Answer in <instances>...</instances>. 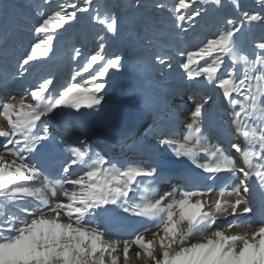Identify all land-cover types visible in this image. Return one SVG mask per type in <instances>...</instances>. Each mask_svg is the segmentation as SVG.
Wrapping results in <instances>:
<instances>
[{
    "label": "snow or ice",
    "instance_id": "6c2138e0",
    "mask_svg": "<svg viewBox=\"0 0 264 264\" xmlns=\"http://www.w3.org/2000/svg\"><path fill=\"white\" fill-rule=\"evenodd\" d=\"M255 2L228 0L230 14L173 56L157 14L187 36L210 12H224L225 0H43L14 77L46 63L60 32L82 16L99 27L97 47L70 82L57 87L49 73L20 94H0V264H264V0ZM124 10L156 20L135 35L145 48L160 45L152 53L157 77L182 69L223 105L214 123L216 97L191 93L179 138L160 133L168 155L140 146L142 158L121 161L57 123L62 113L104 107L109 71L126 67L124 55H105ZM256 26L262 34L249 45ZM8 39L0 30V42ZM166 182L170 190L162 191Z\"/></svg>",
    "mask_w": 264,
    "mask_h": 264
},
{
    "label": "rangeland",
    "instance_id": "374dc122",
    "mask_svg": "<svg viewBox=\"0 0 264 264\" xmlns=\"http://www.w3.org/2000/svg\"><path fill=\"white\" fill-rule=\"evenodd\" d=\"M101 2H104V0H101ZM0 3L5 5V7L0 8V30L6 29L9 33L7 44L0 42V69L9 72L10 69L4 68L5 65L8 67L4 58L5 56L7 59L11 58V61L10 59L8 61L10 62L9 68L13 69L16 58L28 48L32 40V25L36 21L34 13L42 6L43 0H0ZM168 3L171 6L172 0H168ZM243 3L246 7H258L255 0H243ZM225 4L224 12H210L204 20L199 22V27L195 31L190 30L187 36L180 37L175 35V29L168 15L158 13L161 22L158 26L162 27L166 33L164 37H161V40L167 42L169 54L175 56L177 48H191L205 34L213 31L217 23L220 22L222 15L230 14L227 8L228 0H225ZM121 15L123 19L121 34L115 37L109 36L106 41L105 55L106 57L114 54L124 55L126 57V67L109 71L106 103L101 110L105 115L104 124H102L105 126L111 124L113 106L120 100H131L139 112L144 109L143 101L140 99L141 94L134 88L126 87L123 83L127 72L133 71L148 86L147 91L160 90L166 86L172 88L187 83L186 77L181 75L182 69L171 71L163 79L157 77L156 69L152 64V53L159 51L160 45L157 44L151 49L145 48L142 41L135 35L138 31L143 34L145 29H150L156 23L150 11L135 13L134 11L124 10ZM98 31L99 27H92L87 16H82L80 22L68 29L67 32H60V38L55 42V54L51 55L46 63L34 65L35 70L26 79L13 76V81H26L28 82L27 86L29 84L34 85L42 77L51 73L56 78V84L63 85L70 82L71 74L86 62V58L96 50V33ZM261 34L262 30L259 26L252 29L248 36L250 43L254 37ZM74 47L81 50V57H74ZM58 59H61L63 68L57 66ZM149 81L152 82L149 83Z\"/></svg>",
    "mask_w": 264,
    "mask_h": 264
},
{
    "label": "bare ground",
    "instance_id": "6f19581e",
    "mask_svg": "<svg viewBox=\"0 0 264 264\" xmlns=\"http://www.w3.org/2000/svg\"><path fill=\"white\" fill-rule=\"evenodd\" d=\"M247 43L250 45V41L247 38ZM57 66L62 67L61 59H58ZM8 68V67H4ZM12 71L6 72L3 71V69H0V82L7 83L9 80V77L12 75ZM28 82L25 83V85ZM123 83L126 87L134 88L136 91L141 94L140 99L143 101V111L139 112L135 108L134 102L131 100L128 101H122L120 100L117 104L113 106V112L111 117V124L110 125H102L104 124V114L101 112L102 109L99 110L98 113H94L90 110H82V113L80 115H74L70 112H65L60 114L57 117V121L60 122V119L67 120L69 123L76 124L78 127L74 126L72 129H74V133H76V130L80 128H85L89 133L94 137V139H97V150H110L111 148L116 147L113 151H116L114 153H109V155L116 157L120 159L121 161L124 160H130V159H140L135 157L134 155L131 157H128L126 155V148L130 145L131 148L135 151H139L141 149L140 146H143L144 144H153L155 149V152L158 153H164L165 155H168V153H165V149L161 146H159L160 139V133L158 134V131L156 128L154 129V125L149 127L150 129L148 132L143 129L144 126H141L144 119H152L153 115L160 116L164 114V109L169 108V100L171 98L170 94L174 91L178 90L177 87H162L160 90L155 91H147V87L141 79L137 77V75L133 71L127 72L125 75V79L123 80ZM16 85V84H15ZM57 87H59L61 84H56ZM192 88L194 90H205L207 89V93H210L216 97V100H220L218 92L213 89L211 86H207L205 84H197L193 85L190 83ZM29 86H26V88L23 89L22 92H24ZM17 89L13 90H0V94L4 93H11V94H20L16 93ZM131 91V89H130ZM212 91V92H211ZM174 117H177V115H174ZM159 118V117H158ZM66 121V122H67ZM59 124V123H58ZM66 124V123H65ZM63 125V124H62ZM5 126L3 118L0 117V127ZM77 128V129H75ZM142 130V132L139 130ZM153 128V129H152ZM143 130H145L143 132ZM164 132V131H163ZM162 133V132H161ZM74 136H77L76 134H73ZM179 138V137H178ZM90 139V138H89ZM134 145V147H133ZM186 167H192V165H187ZM181 179V178H180ZM179 179V180H180ZM178 179H173V181H179ZM170 188L167 186V182L165 185L162 186V191H168ZM259 209V206H258ZM122 225L120 223H114L113 227L119 229Z\"/></svg>",
    "mask_w": 264,
    "mask_h": 264
},
{
    "label": "built area",
    "instance_id": "2783aa9c",
    "mask_svg": "<svg viewBox=\"0 0 264 264\" xmlns=\"http://www.w3.org/2000/svg\"><path fill=\"white\" fill-rule=\"evenodd\" d=\"M16 84H17V83H16ZM5 89L13 90V89H17V88H15V87L12 88V86H7V87L5 88V86H3L2 90H5ZM15 92L17 93V91H15ZM190 92H192L191 89L188 90V93H184V94H186V95L183 96V98H184V100H185V103H184V104H189V103L186 102V101H189V99H190V94H191ZM176 102L179 103V102H182V101H181V99H179V100L177 99ZM181 104H182V103H181ZM186 109H187V108H186ZM186 109H185V110H186Z\"/></svg>",
    "mask_w": 264,
    "mask_h": 264
}]
</instances>
